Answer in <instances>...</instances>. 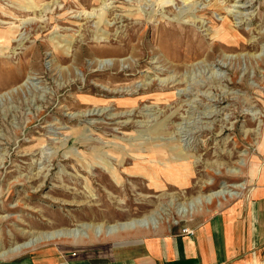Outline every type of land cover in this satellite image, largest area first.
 <instances>
[{"label": "rangeland", "instance_id": "rangeland-1", "mask_svg": "<svg viewBox=\"0 0 264 264\" xmlns=\"http://www.w3.org/2000/svg\"><path fill=\"white\" fill-rule=\"evenodd\" d=\"M259 189L264 0H0V252L35 240L0 262L183 235ZM256 248L229 264H264Z\"/></svg>", "mask_w": 264, "mask_h": 264}, {"label": "crops", "instance_id": "crops-1", "mask_svg": "<svg viewBox=\"0 0 264 264\" xmlns=\"http://www.w3.org/2000/svg\"><path fill=\"white\" fill-rule=\"evenodd\" d=\"M143 240L125 242L107 256L50 254L0 264H229L254 246L264 249V189L254 193L247 212L237 207L229 212L228 204L194 227L191 236L155 231Z\"/></svg>", "mask_w": 264, "mask_h": 264}, {"label": "bare ground", "instance_id": "bare-ground-1", "mask_svg": "<svg viewBox=\"0 0 264 264\" xmlns=\"http://www.w3.org/2000/svg\"><path fill=\"white\" fill-rule=\"evenodd\" d=\"M188 44L189 43H187V47L188 46L190 47V45H188ZM164 167L168 168V166H164ZM109 173L114 178H118L117 173L113 170L112 167H111V170L109 171ZM223 185H224V183H223ZM214 194H216V193H213V194H210L207 196L197 197L196 199L193 200V203H201L202 201L204 202V200H205V202H210L211 201L210 199ZM228 195H229V192H228ZM161 211L164 212L165 210H161ZM151 215H147V216L142 217V218H130L124 222H117V223L111 224V225H103V224L93 225L90 223H88V224L86 223V224H82L81 226H79V227H82V229L72 228V229H63V230L53 231L50 233L48 232V233L44 234V237L45 238H54V237L62 236V234L65 233V234H68V235L73 236V237L88 238V235L85 234V232H83V228H84V230L85 229H92L95 232L96 236L99 235L98 233H102V232L104 235H112L113 236L117 232L118 233L121 231L128 232L129 230H133L136 228H142V227L147 228L148 226H150L152 228H156L157 227V221ZM175 223H176V221L174 222V224ZM21 234L24 235L25 232L21 231ZM34 243H35V240L33 238L28 239L25 243L15 245L14 247H12L11 249H9L5 252H0V258L5 257L7 255L8 256L14 255V254L22 252L26 249H31Z\"/></svg>", "mask_w": 264, "mask_h": 264}, {"label": "built area", "instance_id": "built-area-1", "mask_svg": "<svg viewBox=\"0 0 264 264\" xmlns=\"http://www.w3.org/2000/svg\"><path fill=\"white\" fill-rule=\"evenodd\" d=\"M181 233L183 235L191 236V235H193V230H191L189 228H183L182 231H181Z\"/></svg>", "mask_w": 264, "mask_h": 264}]
</instances>
